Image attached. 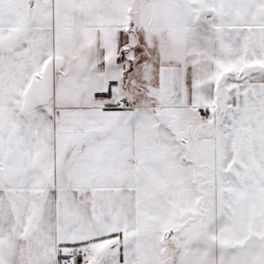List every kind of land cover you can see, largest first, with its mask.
I'll use <instances>...</instances> for the list:
<instances>
[{
    "label": "snow or ice",
    "instance_id": "6c2138e0",
    "mask_svg": "<svg viewBox=\"0 0 264 264\" xmlns=\"http://www.w3.org/2000/svg\"><path fill=\"white\" fill-rule=\"evenodd\" d=\"M0 264H264V0H0Z\"/></svg>",
    "mask_w": 264,
    "mask_h": 264
}]
</instances>
